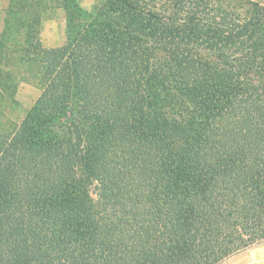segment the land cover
I'll use <instances>...</instances> for the list:
<instances>
[{"label":"trees","instance_id":"obj_1","mask_svg":"<svg viewBox=\"0 0 264 264\" xmlns=\"http://www.w3.org/2000/svg\"><path fill=\"white\" fill-rule=\"evenodd\" d=\"M18 5L0 100L40 94L8 122L0 101V264H221L264 241V0H64L54 47Z\"/></svg>","mask_w":264,"mask_h":264},{"label":"rangeland","instance_id":"obj_2","mask_svg":"<svg viewBox=\"0 0 264 264\" xmlns=\"http://www.w3.org/2000/svg\"><path fill=\"white\" fill-rule=\"evenodd\" d=\"M80 5L87 9L93 10L97 3H101L102 0H78ZM19 4L16 8L15 19H19V24L21 20H26L28 17L29 8L31 4L36 5L38 3V8H42V14L44 18L41 21L40 26V37L45 46L53 47L63 44L66 40V12L64 9V0H17ZM10 4V0H0V33L5 27V18L7 17V8ZM45 10V11H44ZM45 13V14H44ZM26 25L22 26V30ZM14 37L9 41V48L7 51V57L10 58V62L15 60L16 51L21 46L22 34L13 33ZM20 45V46H19ZM26 71V68L23 69ZM40 94V89L33 83L28 81H22L19 83L16 99L19 102L18 106H13L10 109L3 103V110L6 111L1 114V119L4 122H8L6 118L11 117V119H19L21 116L26 114V111L34 104ZM5 105V106H4ZM1 107V106H0ZM221 264H264V241L256 243L239 253L226 259Z\"/></svg>","mask_w":264,"mask_h":264},{"label":"crops","instance_id":"obj_3","mask_svg":"<svg viewBox=\"0 0 264 264\" xmlns=\"http://www.w3.org/2000/svg\"><path fill=\"white\" fill-rule=\"evenodd\" d=\"M54 47V46H53Z\"/></svg>","mask_w":264,"mask_h":264}]
</instances>
